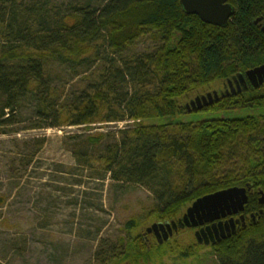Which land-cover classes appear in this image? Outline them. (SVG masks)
I'll return each mask as SVG.
<instances>
[{
  "label": "trees",
  "instance_id": "obj_1",
  "mask_svg": "<svg viewBox=\"0 0 264 264\" xmlns=\"http://www.w3.org/2000/svg\"><path fill=\"white\" fill-rule=\"evenodd\" d=\"M228 2L236 13L228 26L217 27L186 14L181 0H75L67 6L53 0H0V135L15 125L30 100L41 122L54 118L51 126L62 127L59 120L67 113L55 115L53 65L76 73L94 68L102 57L107 67L101 90L78 99L71 126L94 124L105 104L120 110L99 123L136 124L117 133L118 141L107 148L105 171L123 186L147 188L155 198L151 215L159 222L177 220L206 195L249 187V203L240 214L245 222L213 248L212 256L216 264H264V87L224 94L191 113L187 109L212 85L264 65V0ZM143 39L154 48L139 54L135 49ZM249 109L263 113L142 124ZM103 138L92 135L87 141L98 145ZM33 146L36 152L41 148L38 141ZM181 248L168 243L152 254L139 234L120 251L147 264H169L171 253L181 250L195 264L205 263L198 253Z\"/></svg>",
  "mask_w": 264,
  "mask_h": 264
},
{
  "label": "rangeland",
  "instance_id": "obj_2",
  "mask_svg": "<svg viewBox=\"0 0 264 264\" xmlns=\"http://www.w3.org/2000/svg\"><path fill=\"white\" fill-rule=\"evenodd\" d=\"M73 1L53 0V3L67 6ZM153 48L150 40L143 39L135 50L141 54ZM106 67L102 57L94 68L79 69L76 73L53 65L50 84L57 90L55 115L67 113L59 120L62 127L51 126L55 124L54 118L41 122L37 106L30 100L21 106L15 125L0 135V264H112L114 257L122 254V248L128 249L135 237L159 223L151 215L155 198L147 188L123 186L105 171L104 157L107 148L118 141L117 133L136 125L99 123L101 118L118 112L119 105L105 104L102 112L92 118L96 120L92 125L71 126L78 113V99L100 92V76ZM225 86L223 82L214 84L206 93L217 92L220 97ZM153 89L154 86L146 87ZM262 113L249 109L215 115L188 114L142 124L245 118ZM35 125L45 128L33 129ZM92 135L104 138L98 145H92L87 141ZM37 141L41 148L36 152L33 144ZM31 151L36 153L34 158L29 156ZM185 234L175 244L186 245L183 247L186 249L189 238ZM121 241L123 246L119 244ZM212 250L198 248L199 261L216 264ZM171 256L169 264L177 257L178 264L195 262L194 258L183 257L181 250Z\"/></svg>",
  "mask_w": 264,
  "mask_h": 264
},
{
  "label": "water",
  "instance_id": "obj_3",
  "mask_svg": "<svg viewBox=\"0 0 264 264\" xmlns=\"http://www.w3.org/2000/svg\"><path fill=\"white\" fill-rule=\"evenodd\" d=\"M181 5L186 14L198 16L204 23L217 27L228 26L236 13L228 0H181ZM245 77L252 82L254 88H259L264 84V65L253 68L245 74H240L236 79L246 86ZM229 83L233 87L232 81ZM233 94L235 95L236 92L233 91ZM217 100H219L217 92L197 98L187 105L188 112L201 110ZM249 191V187H234L199 198L188 208L184 216V222L187 227L194 228L229 217L230 219L225 225H230L232 228V231H229L228 234L231 237L236 233V225L240 226L242 222H245L244 215L240 214L245 211V207L249 203ZM260 203L264 204V196H262ZM238 215H240V218L235 220V216ZM159 227L160 225L154 224L149 232L157 230Z\"/></svg>",
  "mask_w": 264,
  "mask_h": 264
},
{
  "label": "flooded vegetation",
  "instance_id": "obj_4",
  "mask_svg": "<svg viewBox=\"0 0 264 264\" xmlns=\"http://www.w3.org/2000/svg\"><path fill=\"white\" fill-rule=\"evenodd\" d=\"M245 80L246 86L238 81V79L232 80L233 87H231L230 83L228 82L224 88V91L220 92V96H223L224 94H233V91H235L236 94L242 93L243 91H249L251 88H253V84L247 77H245ZM260 87H264V84ZM196 99H194L193 101H195ZM186 212L177 220L159 222L157 223L158 225H160L159 229L149 232L150 228H148L147 231L142 234V240L146 244L148 252L153 254V252L155 253V250L158 249L159 246H164L168 243L175 244L177 238L180 235H186L185 233L188 234L186 238H189V241H187V249L189 251L195 252L196 254L198 253V248H210L212 250L216 245L229 238L228 234L229 231H232V228L230 227V225H225V223L229 221V217L217 220L212 223H206L202 226L199 225L198 227L193 228L187 227L184 222V216L186 215ZM239 218L240 215L235 216V220H238ZM236 227L237 229L239 228L238 225H236ZM185 246L186 245H184L183 247ZM153 259L155 258L153 257ZM112 262V264H147L146 262H143L142 259L138 260L137 256L129 258L128 255H125L123 253L115 256ZM193 264H195V262H193Z\"/></svg>",
  "mask_w": 264,
  "mask_h": 264
}]
</instances>
